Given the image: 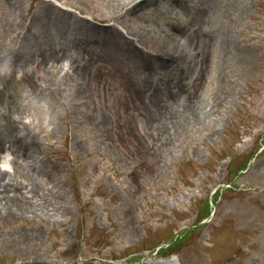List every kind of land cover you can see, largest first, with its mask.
<instances>
[{
  "label": "rangeland",
  "instance_id": "1",
  "mask_svg": "<svg viewBox=\"0 0 264 264\" xmlns=\"http://www.w3.org/2000/svg\"><path fill=\"white\" fill-rule=\"evenodd\" d=\"M0 172V264H264V0H0Z\"/></svg>",
  "mask_w": 264,
  "mask_h": 264
},
{
  "label": "bare ground",
  "instance_id": "2",
  "mask_svg": "<svg viewBox=\"0 0 264 264\" xmlns=\"http://www.w3.org/2000/svg\"><path fill=\"white\" fill-rule=\"evenodd\" d=\"M200 108H201V107H200ZM200 108H195V110H193V117H194V118H199V117H200V115H201V110H200ZM4 180H5L4 174H1V172H0V183H3ZM1 189L5 190L4 188H1V187H0V190H1Z\"/></svg>",
  "mask_w": 264,
  "mask_h": 264
},
{
  "label": "trees",
  "instance_id": "3",
  "mask_svg": "<svg viewBox=\"0 0 264 264\" xmlns=\"http://www.w3.org/2000/svg\"><path fill=\"white\" fill-rule=\"evenodd\" d=\"M206 215V214H205ZM188 236L187 235H185V237L183 238V239H186ZM182 241L183 240H179V241H176V242H174V244H173V246L175 247V246H180L181 245V243H182ZM166 252H169L168 254H171V253H173V251L172 250H166Z\"/></svg>",
  "mask_w": 264,
  "mask_h": 264
}]
</instances>
